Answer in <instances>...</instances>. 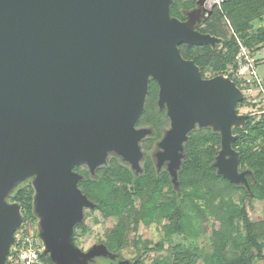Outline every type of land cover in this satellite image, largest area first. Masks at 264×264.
Returning a JSON list of instances; mask_svg holds the SVG:
<instances>
[{
	"label": "water",
	"instance_id": "obj_1",
	"mask_svg": "<svg viewBox=\"0 0 264 264\" xmlns=\"http://www.w3.org/2000/svg\"><path fill=\"white\" fill-rule=\"evenodd\" d=\"M206 1L196 0L180 20L171 15L173 0H0V264H9L24 222L20 204L8 198L26 180L41 255L52 264L119 257L104 243L86 251L76 245L74 227L97 203L78 187L83 175L73 169L83 164L94 177L115 157L135 176L142 172L141 141L152 131L136 123L150 80L169 119L152 156L172 189L181 193L190 133L210 128L220 136L210 167L252 195L247 176L254 174L240 170L232 146L239 136L232 129L251 115L238 112L241 89L223 74L203 78L179 50L221 41L197 29L212 13Z\"/></svg>",
	"mask_w": 264,
	"mask_h": 264
},
{
	"label": "trees",
	"instance_id": "obj_2",
	"mask_svg": "<svg viewBox=\"0 0 264 264\" xmlns=\"http://www.w3.org/2000/svg\"><path fill=\"white\" fill-rule=\"evenodd\" d=\"M195 1L173 0L171 14L182 18L180 9L192 7ZM263 14L264 0H222L219 7L213 6L209 18L198 27L202 33H209L221 38L217 47L212 49L208 45L187 46L182 43L179 45V50L184 58L192 59L199 66L202 74L205 72L213 75L223 73L228 65L234 64V57L239 47L237 38L251 50L258 49L264 44V25L258 27L256 31L250 32L251 22L257 18L261 19ZM228 29L232 32L229 36L227 35ZM229 77L238 85L231 75ZM156 91L155 81L150 80L146 109L140 117V123L153 125L157 130V136H159L165 119L155 110ZM244 103L245 100L243 99L237 104V107ZM232 131L239 135L232 146L240 153V167L248 168L254 174L253 178L247 176L252 196L264 198V145L255 147L257 141L264 140V120L255 121L250 116L243 128L234 127ZM203 144L208 146L203 147ZM218 147V133L209 129H196L190 133L189 141L185 144L188 158L183 161L178 174L181 195L184 196L182 199L175 195L159 201L158 195L162 186L167 185L170 190L172 186L167 173L163 172L160 176H156L149 159L145 163L144 173L135 178L126 166L121 165L115 157H111L109 164L97 171V179H89L84 182L83 190L90 199L98 203L100 211L106 215L117 216L118 224L123 221L124 205L130 204L133 197H144L146 192L152 193V197L142 203L137 212V217L143 222L150 221L154 215L165 217L168 220V224L165 225L166 234L170 235L182 230L183 223H186L187 220L184 203L188 199L189 193L185 188L186 183L196 186L201 179L212 182L218 181L224 187L241 190L246 194L243 186L234 185L227 179L217 176L210 167ZM32 193V187L27 185L20 188L12 196V200L21 206L24 222L26 217L33 218ZM227 207L231 209L228 222L233 223L234 219L239 222L235 228L230 229L228 239L235 230L238 234L236 237L240 238V243L235 246V255L230 259V264H253L255 259L264 264V246L259 241V231H264V227L248 217L243 200L237 204L231 202L227 204ZM239 227L244 230L243 236L240 235L241 228ZM122 241L119 231L115 229L113 239L108 247L119 252L122 248ZM161 246V242L155 245L156 248H161ZM145 247L147 250L151 249L148 245ZM179 249L184 251H181L183 254L188 251L184 250L183 247H179ZM40 258L44 264H51L48 257L40 254ZM182 259L183 257L179 256L175 262L170 264H180ZM152 264L169 263L153 262Z\"/></svg>",
	"mask_w": 264,
	"mask_h": 264
},
{
	"label": "rangeland",
	"instance_id": "obj_3",
	"mask_svg": "<svg viewBox=\"0 0 264 264\" xmlns=\"http://www.w3.org/2000/svg\"><path fill=\"white\" fill-rule=\"evenodd\" d=\"M221 2L222 0H207L203 7L207 9L213 8V6L219 7ZM251 25L250 32L263 26L264 14L261 19L253 20ZM231 33V30L228 29L227 35L229 36ZM261 47H263L261 51H257L255 48L252 49V52L256 59L257 73L263 77L264 84V44ZM261 103L259 95H256L250 101L247 100L243 105L238 106V112L251 114L250 116L255 121L264 120V107L260 106ZM259 145H264V140L255 143V147ZM202 146L207 147L208 145L203 144ZM239 168L240 170L246 169L240 166ZM27 185L31 186L29 180L18 185L13 195ZM185 188L189 196L184 203L187 220L186 223H183L182 230L167 235L165 225L168 224V220L160 215H154L148 222L138 219L137 212L142 203L152 197V193L146 192L144 197H133L130 204L124 205L123 221L120 224L117 223V216L106 215L99 208L88 211L85 217V228L80 229L77 234V245L87 249L95 242L101 241L108 246L113 239L115 229H117L123 239L122 248L119 251L120 256L132 261L139 253L138 264H152L153 262H168L170 264L175 262L179 256L183 257L180 264H230V259L235 255V246L240 243V238L236 237L238 234L235 230L228 239L230 229L235 228L239 222L236 219L233 220V223L228 222L231 209L227 207V204L231 202L237 204L243 200L248 217L264 227V198L247 196L243 191L224 187L218 181L212 182L203 179L199 180L196 186L186 183ZM175 195H178L180 199L184 197L180 192L170 190L167 185H164L159 191L158 198L159 201H162ZM12 196L8 198L9 202H13ZM32 217L30 219L26 217L25 223L35 225L36 218L33 213ZM28 229L31 231L30 227ZM239 232L243 236L242 228ZM259 241L264 246V231H259ZM159 242L162 243V246L156 248L155 245ZM145 245L151 249L147 250ZM179 247H183L189 252L183 254L184 251ZM96 262L102 264L98 259ZM253 264H262V262L255 259Z\"/></svg>",
	"mask_w": 264,
	"mask_h": 264
},
{
	"label": "built area",
	"instance_id": "obj_4",
	"mask_svg": "<svg viewBox=\"0 0 264 264\" xmlns=\"http://www.w3.org/2000/svg\"><path fill=\"white\" fill-rule=\"evenodd\" d=\"M237 42L239 47L234 57V64L228 65L225 71L236 80L245 101H250L251 98L259 95V100L262 101L260 106L264 107L263 77L257 73L256 59L247 45L238 38ZM41 250L42 245L37 237L35 225L23 222L14 233V243L6 261L9 264H44L40 258Z\"/></svg>",
	"mask_w": 264,
	"mask_h": 264
},
{
	"label": "flooded vegetation",
	"instance_id": "obj_5",
	"mask_svg": "<svg viewBox=\"0 0 264 264\" xmlns=\"http://www.w3.org/2000/svg\"><path fill=\"white\" fill-rule=\"evenodd\" d=\"M196 2V1H195ZM195 2H194V5L192 6V7H190V8H181L180 9V14H181V17L182 18H180V17H177V16H175V17H177V18H179L180 20H185V12L187 11V10H190V9H192L194 6H195ZM172 15V14H171ZM174 16V15H173ZM203 23V22H202ZM201 23V24H202ZM200 24V25H201ZM199 25V26H200ZM198 26V27H199ZM198 27H197V29H198ZM220 43V42H219ZM216 47H217V45H216ZM215 47V48H216ZM212 48V47H211ZM215 48H212V49H215ZM196 64V63H195ZM199 67V66H198ZM200 69V68H199ZM200 72H201V70H200ZM220 74H223V75H226V76H229V74L228 73H226V71H224L223 73H220ZM201 75H202V77L203 78H210V77H212V76H215V75H217V74H215V75H213V74H210L209 72H205L204 74H202L201 73ZM156 83V82H155ZM150 84V83H149ZM157 85V84H156ZM157 93H158V86H157V91H156V94H155V99H154V104H155V110H156V112H157V114L159 113V114H161L162 115V117L165 119V123H164V125L162 126V128H161V132H160V135L159 136H157V130L155 129V127L153 126V125H151V124H147V123H140V117H141V115H140V117H139V119H138V121H137V123H136V126L137 127H149V128H151V131H152V134L150 135V136H147L146 138H144L142 141H141V149H142V152H143V157L141 158V160H140V164H141V167H142V172L140 173V174H138L137 176H135V174H133V172L131 171V169H130V167L127 165V164H123L119 159H117V161L121 164V165H124V166H126L128 169H129V171L131 172V174L136 178V177H139V176H141L143 173H144V167H145V163H146V161L149 159V161H150V164H151V167L153 168V170H154V173L156 174V176H160V174H162L163 172H165V173H167V171H166V169H165V167L163 166L158 172H157V169H156V166H155V161H154V158H153V156H152V154L154 153V151H155V148H156V143H157V141L161 138V136H162V134H163V131L169 126V119H168V117H167V115H166V109L165 108H163V109H159L158 108V106H157ZM148 96H149V92H148V95H147V98H146V102H147V99H148ZM145 109H146V103H145ZM144 112V111H143ZM142 112V113H143ZM201 129H209V130H211L210 128H201ZM212 131V130H211ZM215 133V132H214ZM219 135V134H218ZM219 147H220V136H219ZM219 147L216 149V152H217V150L219 149ZM216 152H215V154H216ZM214 154V155H215ZM213 160V159H212ZM101 168V167H100ZM100 168H98L97 170H96V176H94V177H90V175H89V171H88V169H87V167L85 166V165H83V164H80V165H77V166H75L74 167V171L75 172H77V173H79V174H82L83 175V178L82 179H80L79 181H78V187L81 189V191L83 192V194H85L87 197H88V194L83 190V184H84V182H86V181H88L89 179H97L98 178V173H97V171L100 169ZM167 175H168V177H169V174L167 173ZM169 181H170V178H169ZM171 184V183H170ZM89 198V197H88ZM90 199V198H89ZM92 200V199H91ZM92 201H94V200H92ZM95 202V201H94ZM96 203V202H95ZM95 209H98V204H97V207L95 208ZM95 209H93V210H95ZM93 210H90V209H85V211H84V223L83 224H77L75 227H74V241H75V243H76V245H77V234H78V231L80 230V229H84L85 228V217H86V213L88 212V211H93ZM35 226H36V223H35ZM95 243H103V242H101V241H97V242H95ZM105 244V243H104ZM106 245V244H105ZM78 246V245H77ZM107 246V245H106ZM81 248V247H80ZM107 248L109 249V251H111V252H114V253H118L119 254V257H117L115 260H110V259H106V258H103V257H98V258H96V259H98V261L100 262V263H102V264H117L118 263V261L120 260V259H125L124 257H121L120 256V253L119 252H117V251H115V250H112V249H110L108 246H107ZM82 250H84V251H86L87 249H84V248H81ZM139 253H138V258H139ZM136 257V258H137ZM134 260V259H133ZM132 260V261H133ZM131 261V260H130Z\"/></svg>",
	"mask_w": 264,
	"mask_h": 264
},
{
	"label": "crops",
	"instance_id": "obj_6",
	"mask_svg": "<svg viewBox=\"0 0 264 264\" xmlns=\"http://www.w3.org/2000/svg\"><path fill=\"white\" fill-rule=\"evenodd\" d=\"M262 48H263V47H259V48L257 49V51H261V50H262ZM257 51H256V53H257Z\"/></svg>",
	"mask_w": 264,
	"mask_h": 264
}]
</instances>
